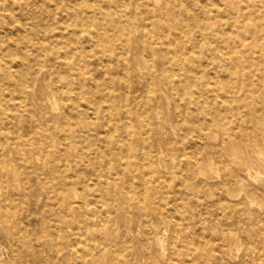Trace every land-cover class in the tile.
<instances>
[{
  "label": "bare ground",
  "instance_id": "1",
  "mask_svg": "<svg viewBox=\"0 0 264 264\" xmlns=\"http://www.w3.org/2000/svg\"><path fill=\"white\" fill-rule=\"evenodd\" d=\"M263 149L264 0H0L13 264H264Z\"/></svg>",
  "mask_w": 264,
  "mask_h": 264
},
{
  "label": "rangeland",
  "instance_id": "2",
  "mask_svg": "<svg viewBox=\"0 0 264 264\" xmlns=\"http://www.w3.org/2000/svg\"><path fill=\"white\" fill-rule=\"evenodd\" d=\"M167 126H169V128H173L171 126V124H168ZM219 134H216V137H218ZM259 146L261 147L262 145L259 144ZM263 154H264V149H263ZM260 175H264V172L259 173ZM256 184L260 185L263 189H264V183L258 182L256 181ZM256 200H259L258 198ZM41 202V200L39 199L38 203L32 202L30 203V206L32 208H36V206ZM36 248L39 249L40 251L44 249V247L38 243L35 244ZM12 252H11V245L4 240L3 238H0V259L1 261H5V263L3 264H13L11 262L12 260ZM39 264V263H38Z\"/></svg>",
  "mask_w": 264,
  "mask_h": 264
}]
</instances>
